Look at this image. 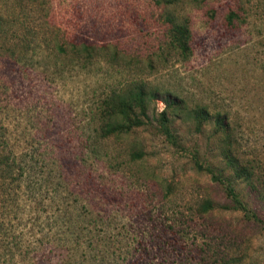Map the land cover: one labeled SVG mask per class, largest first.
<instances>
[{
    "label": "rangeland",
    "instance_id": "1",
    "mask_svg": "<svg viewBox=\"0 0 264 264\" xmlns=\"http://www.w3.org/2000/svg\"><path fill=\"white\" fill-rule=\"evenodd\" d=\"M162 5L155 0H53V20L77 42L97 47L96 55L84 62L44 54L25 70L2 61L0 76L9 87L11 106L32 116L31 130L45 127L44 140L84 200L103 218H114L124 245L143 241L147 260L160 261L156 248L161 243L160 253L169 256L166 264H195L211 252L242 259L229 264H264L261 225L232 210L197 213L204 199L227 202L222 188L195 166V161L220 165L223 145L213 122L217 112H226L242 154L257 161L264 174V0H178L171 5V12L189 20L188 60L167 47L166 27L158 17ZM229 12L236 15L233 26L226 20ZM137 80L183 100L180 110L169 113L177 145L158 131L156 119L164 109L158 101L150 104L143 126L102 147L122 154L144 152L132 164L134 175L83 163L91 109L110 90ZM197 107L211 114L200 131L190 112ZM243 187V199L264 216V202ZM62 258L61 252L44 247L36 253V264H63ZM131 263L145 261L137 253Z\"/></svg>",
    "mask_w": 264,
    "mask_h": 264
},
{
    "label": "trees",
    "instance_id": "2",
    "mask_svg": "<svg viewBox=\"0 0 264 264\" xmlns=\"http://www.w3.org/2000/svg\"><path fill=\"white\" fill-rule=\"evenodd\" d=\"M177 1L155 0V4H163L158 17L166 27L168 49L188 60L192 55V33L189 20L170 11ZM53 8V0H0V64L9 61L19 70H25L44 54L84 62L96 55L97 47L77 42L53 20ZM235 18V13L229 12L227 23L233 26ZM8 88L0 76V264H36V253L44 247L61 252L63 264H133L131 257L137 253L145 261L143 264H166L169 256L160 253L161 243L156 248L160 258L157 263L147 260L149 252H145L147 247L139 238L135 246L126 242L124 245L122 228L114 218H103L96 213L84 200L86 197L75 188L72 175L44 140L45 127L40 129L36 125L31 130L32 116L25 109L11 106ZM158 101L164 105L156 119L158 131L165 139L175 141L169 113L180 110L183 100L147 81L137 80L110 90L100 99L98 107L91 109L86 121L90 133L83 140L82 162L102 163L109 172L127 170L134 175L132 164L141 160L144 152L129 149L122 154L107 145L106 149L102 147L110 138L143 126L150 104ZM190 112L195 128L200 131L210 112L203 107ZM20 115L26 120L21 123L13 120V116L17 119ZM213 125L223 145L219 152L220 165L195 161V166L222 188L227 203L217 205L211 199H204L196 211L206 214L219 208L240 212L247 221L261 225L264 230V216L243 199L239 190V185L244 184V189L264 202L263 170L257 161L242 154L228 113L217 112ZM177 233L184 236L181 230ZM218 254L219 257L212 252L206 254L195 264L242 261Z\"/></svg>",
    "mask_w": 264,
    "mask_h": 264
}]
</instances>
